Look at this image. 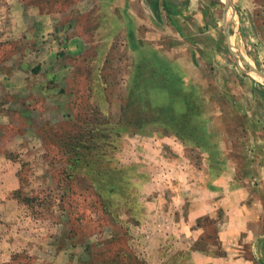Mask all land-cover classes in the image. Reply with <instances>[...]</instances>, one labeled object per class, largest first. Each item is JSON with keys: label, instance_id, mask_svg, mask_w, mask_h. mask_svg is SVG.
Wrapping results in <instances>:
<instances>
[{"label": "rangeland", "instance_id": "1", "mask_svg": "<svg viewBox=\"0 0 264 264\" xmlns=\"http://www.w3.org/2000/svg\"><path fill=\"white\" fill-rule=\"evenodd\" d=\"M0 264H264V0H0Z\"/></svg>", "mask_w": 264, "mask_h": 264}, {"label": "crops", "instance_id": "2", "mask_svg": "<svg viewBox=\"0 0 264 264\" xmlns=\"http://www.w3.org/2000/svg\"><path fill=\"white\" fill-rule=\"evenodd\" d=\"M220 1H224L225 5L227 6V0H220ZM255 217H257V215H254ZM252 219V218H251ZM258 234V233H257Z\"/></svg>", "mask_w": 264, "mask_h": 264}]
</instances>
